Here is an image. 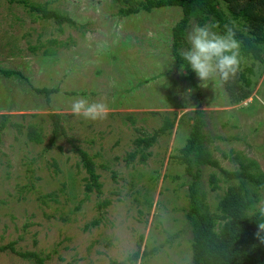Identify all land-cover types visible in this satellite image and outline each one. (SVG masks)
Returning a JSON list of instances; mask_svg holds the SVG:
<instances>
[{"label": "rangeland", "instance_id": "1", "mask_svg": "<svg viewBox=\"0 0 264 264\" xmlns=\"http://www.w3.org/2000/svg\"><path fill=\"white\" fill-rule=\"evenodd\" d=\"M24 1L67 13L76 25L59 26L17 0H0V68L21 73L0 74V246L13 242L16 250L38 252L47 257L44 264H109L129 256L142 238L139 251L149 253L128 264H189V177L171 156L184 145L186 119L198 109L206 122V148L223 169L237 168L234 157L240 154L264 173V67L257 64L262 70L249 96L232 102L242 85L238 72L206 88L195 74V88L176 64L171 31L181 18L179 7L121 17L113 0ZM53 39L48 47L54 53L43 54ZM239 60L241 69L249 65ZM37 88L59 90L46 96ZM77 97L104 102L107 118L73 116ZM52 113L64 128L53 139ZM166 118L173 127L146 150V161L140 163L138 154L127 161L135 138L150 136ZM73 145L93 157L100 192L85 193L88 174ZM200 175L213 208L226 183L215 167L203 166ZM211 175L218 178L216 190ZM104 200L109 203L100 211ZM257 207H264V192ZM0 264L36 262L6 249Z\"/></svg>", "mask_w": 264, "mask_h": 264}, {"label": "trees", "instance_id": "2", "mask_svg": "<svg viewBox=\"0 0 264 264\" xmlns=\"http://www.w3.org/2000/svg\"><path fill=\"white\" fill-rule=\"evenodd\" d=\"M13 1V0H10ZM29 6L30 11L39 14L44 20L52 19L57 25L67 23L76 25V22L67 13L48 7L47 4H27L24 0H17ZM118 4L117 14L121 17L137 14L139 11H148L163 7H179L181 18L172 27V56L176 64L184 67L188 78L197 88L195 73L188 68L187 62L180 55L183 46L188 47L186 31L190 25L208 24L215 28L219 34H225L229 29L235 33V39L239 41V56L249 65L238 71V79L242 81L237 86L239 94L232 102H239L250 94V88L256 82L260 71L257 64L264 67V0H113ZM81 27H84L81 25ZM56 41H48L43 54H53L52 48L48 47ZM36 47H33L35 49ZM256 69V70H255ZM258 73V74H257ZM0 74L10 77L20 75L18 71L0 68ZM249 74V78L246 75ZM240 82V81H239ZM37 93L48 94L56 92L58 88H37ZM198 94V92H197ZM197 115L186 119L188 135L183 146L178 148V153L171 158L184 166L185 176L189 177L187 185V206L185 208V219L191 232V260L189 264H264V244L255 237L257 223L264 222V216L257 207L264 192V173L259 169L254 159L236 154L234 159L238 167L232 170L223 169L219 161L214 158L206 148L205 143L209 140L203 127L206 122L203 113L197 109ZM52 121V139L56 134L64 133L63 124L59 115L50 114ZM184 121L180 119L179 122ZM173 121L164 119L162 125L150 136H137L134 140L135 149L126 156L127 161H133L137 154L138 161L144 163L150 154L146 151L154 144L159 134L170 131ZM35 133L34 128H31ZM32 133L29 137L32 138ZM52 142V141H50ZM73 151L79 157V163L86 170L88 178L84 186L85 193H98L101 184L96 173V164L93 157L84 149L73 145ZM203 166H211L219 169L221 179L226 183L225 190L218 197L213 208L206 201V193L201 187V169ZM211 189L216 190L218 178L211 175L209 179ZM51 198V194L47 195ZM46 196V197H47ZM51 199H55L52 197ZM43 204H46L44 198ZM104 200L97 205L98 210L108 205ZM78 206V205H77ZM99 220H94L96 225ZM142 238L137 243V248L120 261L112 260L109 264L134 263L140 257H145L149 252L140 250ZM9 249L22 258L33 259L36 264H44L47 257H42L38 252H24L14 249L13 242L7 246H0V251ZM157 248H152L155 252ZM67 264H71L68 262Z\"/></svg>", "mask_w": 264, "mask_h": 264}, {"label": "clouds", "instance_id": "3", "mask_svg": "<svg viewBox=\"0 0 264 264\" xmlns=\"http://www.w3.org/2000/svg\"><path fill=\"white\" fill-rule=\"evenodd\" d=\"M239 48V41L230 29L225 34H218L208 24H193L188 34V47L180 55L196 74L200 87L206 88L217 78L227 82L235 77L240 67ZM70 111L73 116L97 121L106 119L109 109L102 101L90 103L85 97H77L73 99ZM259 212L264 216V207ZM254 235L264 244V222L257 223Z\"/></svg>", "mask_w": 264, "mask_h": 264}]
</instances>
